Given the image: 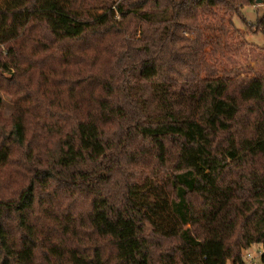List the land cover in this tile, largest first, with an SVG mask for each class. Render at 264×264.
Returning <instances> with one entry per match:
<instances>
[{"label":"trees","instance_id":"16d2710c","mask_svg":"<svg viewBox=\"0 0 264 264\" xmlns=\"http://www.w3.org/2000/svg\"><path fill=\"white\" fill-rule=\"evenodd\" d=\"M255 1L5 0L0 264H264V76L217 72L204 23Z\"/></svg>","mask_w":264,"mask_h":264},{"label":"rangeland","instance_id":"374dc122","mask_svg":"<svg viewBox=\"0 0 264 264\" xmlns=\"http://www.w3.org/2000/svg\"><path fill=\"white\" fill-rule=\"evenodd\" d=\"M86 2H91V0H85ZM118 2V0H109V3ZM256 2V1H255ZM5 0H0V6H3ZM264 13V4H257L253 6H246L240 10V18L232 13L229 15L218 14L214 16H205V24L210 26V24L215 25L221 22L223 19V24L220 25L224 28V33L219 30L208 29L205 32V37L210 41L206 46V51L208 52V60L214 69L219 72L238 74L241 77L254 78L264 76V37L262 34V29L258 25L259 18ZM209 28V27H208ZM190 38V37H189ZM212 48L216 51L213 52ZM5 57V55H4ZM55 70H59V65L57 63L51 62ZM65 72H69L68 68H64ZM217 71V72H218ZM229 74L233 76V74ZM9 79V76H7ZM12 78H10L11 80ZM0 80V87L5 89L6 87L11 88V82ZM37 73L31 75L30 82L32 87L37 84ZM42 83V82H41ZM40 84V83H39ZM38 84V85H39ZM43 84V83H42ZM45 90L41 87L37 91V96H42L41 93ZM11 96V95H10ZM8 96L6 92L0 89V98L3 99L5 104V111L2 112L1 119L6 121L9 116L13 113V106L11 104L12 99ZM124 164L122 163L121 169L123 170ZM127 175L124 177L118 173L116 175L117 185L120 186L124 182L125 178L129 176V181L138 178L141 172L148 175L149 170H140L136 166H130L126 169ZM131 177V178H130ZM2 192V191H1ZM147 232L146 234H148ZM259 246H253L249 249L254 262L256 264H261V258L259 255ZM247 264H252L246 260Z\"/></svg>","mask_w":264,"mask_h":264},{"label":"built area","instance_id":"2783aa9c","mask_svg":"<svg viewBox=\"0 0 264 264\" xmlns=\"http://www.w3.org/2000/svg\"><path fill=\"white\" fill-rule=\"evenodd\" d=\"M258 246V245H257ZM259 255H260V258H261V256H262V254H263V249H262V247L261 246H259ZM244 258H245V263H246V260H248L249 262H252V264H256L255 262H254V259L252 258V256H251V254L249 253V250H247V251H245L244 252ZM247 264V263H246Z\"/></svg>","mask_w":264,"mask_h":264},{"label":"water","instance_id":"95a60500","mask_svg":"<svg viewBox=\"0 0 264 264\" xmlns=\"http://www.w3.org/2000/svg\"><path fill=\"white\" fill-rule=\"evenodd\" d=\"M263 2H264L263 0H257V1H256V3L259 4V5H260V4H263Z\"/></svg>","mask_w":264,"mask_h":264}]
</instances>
